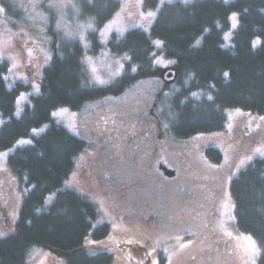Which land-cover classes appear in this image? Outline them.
I'll return each instance as SVG.
<instances>
[{"label":"trees","instance_id":"16d2710c","mask_svg":"<svg viewBox=\"0 0 264 264\" xmlns=\"http://www.w3.org/2000/svg\"><path fill=\"white\" fill-rule=\"evenodd\" d=\"M157 3L143 0V9L154 10ZM0 4L8 15L22 17V10L13 1L0 0ZM74 4L79 18L93 22L97 29L120 8L119 0H75ZM41 10L47 12L44 7ZM231 13L238 15V24L231 45L223 48ZM55 18L52 11L48 12L45 34L51 56L42 71L40 93L30 97L19 117L13 114L15 100L28 86L16 83L8 89L5 75L9 65L0 59V118L4 119L0 152L32 130L48 125L31 144L7 158V170L31 188L21 200L14 232L0 238V264H29L28 255L34 247L54 251L66 264H112L107 251H77L99 213L96 203L86 196L72 189L59 190L85 151L86 142L52 122V111L65 107L81 112L88 104L124 94L139 81L159 77L154 59L161 54L173 62L175 78V87L165 93L167 111L158 117L171 140L184 142L197 134L224 132L228 110L264 116V0L164 4L148 34L131 29L119 41L112 38L111 51L126 54L129 60L122 75L104 86L88 85L83 48L56 30ZM89 36L94 45L92 54H97V31ZM155 40L161 43L159 48L153 45ZM199 92L202 98L194 96ZM157 99L164 101L162 94ZM205 154L216 165L223 158L216 148L206 149ZM228 191L234 227L238 234L255 241L257 264H264V158L254 159L241 170L230 181ZM55 192L46 204L48 195ZM108 233L109 225L102 223L95 227L92 237L102 240ZM72 251L77 252L67 256Z\"/></svg>","mask_w":264,"mask_h":264},{"label":"rangeland","instance_id":"374dc122","mask_svg":"<svg viewBox=\"0 0 264 264\" xmlns=\"http://www.w3.org/2000/svg\"><path fill=\"white\" fill-rule=\"evenodd\" d=\"M11 1L17 4L23 15H8L0 4V9H3L0 11V59L6 60L9 65L5 75L8 89L16 83L28 86V90L21 92L15 100L13 114L19 117L30 102V97L40 93L42 71L50 60L47 48L49 38L45 34L48 12L52 11L56 17V30L67 39L77 40L82 46L88 85L104 86L122 75L124 65L129 60L126 54L111 51L109 44L113 37L119 41L131 29H140L148 34L164 4H190L196 0H158L157 7L149 11L143 9V0H119L118 11L98 29L93 22L79 18L75 0ZM222 1L229 3L232 0ZM229 23V30L223 34V48L231 45L238 24L236 13L230 14ZM94 31L98 36L97 54H92L94 45L89 36ZM160 44L157 40L153 41L157 48ZM172 63L158 54L154 64L160 69L159 77L139 81L124 94L88 104L81 112L65 107L52 111V122L86 142L85 151L77 157L73 172L59 190L72 189L86 196L96 203L99 213L83 247L77 251H107L112 255V264H194L192 259L195 254L201 251L208 257L206 249L209 244L228 238L226 232L233 231L234 235L230 238L232 260L224 257L225 264H257L259 249L255 241L247 235L238 234L234 227L228 189L230 181L241 170L254 159L264 158V116L228 110L224 132L197 134L184 142L171 140L158 117L167 111L164 102L168 97L165 93L175 87ZM167 75L171 77L167 78ZM159 94L164 98L162 103L157 99ZM194 96L202 98L203 93ZM190 98L195 97L190 95ZM3 121L0 118V125ZM47 127L44 125L32 130L27 137L0 152V186L4 189L0 202L5 209L0 217V238L14 232L21 200L31 188L20 183L7 170V158L16 149L31 144ZM114 128L121 131L118 138L105 134L106 130L109 132ZM208 148H216L222 153L223 158L218 165L207 158L205 150ZM161 149L178 152L182 174L197 175L199 178H194V183L185 186L178 183L180 187L168 182L167 187L171 191L166 189L167 193H163V186L161 188L160 183L155 185L157 179L150 173L157 159L156 154ZM210 173L222 181V184L217 183L221 185V198L213 208L219 216L213 221L211 217L205 218L206 223L195 228L189 222L194 217L178 207L184 208L187 200L207 187L204 180H208L206 178ZM137 179L138 210L135 208L136 201H132L130 212L123 213L114 196H118L121 187L129 192V198L134 196ZM56 192L48 195L46 204H50ZM171 192L177 195L172 197L174 202L170 197ZM180 195L187 196L183 203L185 198L180 199ZM129 198L124 199V203ZM102 223L109 225L108 236L95 240L92 232ZM139 234L146 235L147 246L141 243H138V247L132 245L136 241L131 240ZM192 234H195L193 244ZM77 251L68 252L67 256ZM28 263L66 264L54 251L40 247L30 250Z\"/></svg>","mask_w":264,"mask_h":264},{"label":"flooded vegetation","instance_id":"af4514ba","mask_svg":"<svg viewBox=\"0 0 264 264\" xmlns=\"http://www.w3.org/2000/svg\"><path fill=\"white\" fill-rule=\"evenodd\" d=\"M105 134L109 137L112 138H118V136L121 134V131L119 129H112L109 132L106 130ZM157 159L155 160V164L150 170L151 176L155 177L157 179V182H155V185H158L159 183L161 184V188L163 186V193L166 192V189L171 191V188L168 185V182L174 185L175 187H178V183L181 186L187 185V183H194L196 177L199 178L197 175L189 176V175H183L182 174V169L180 165V157L178 152H171L169 150H163L157 152L156 154ZM170 174V176H168ZM213 177V178H212ZM208 180H204L205 185L207 186L206 188L202 189L198 195L193 197L192 199H189L186 201L187 205L185 207H178V209L183 211L184 213H187L191 215L192 219L189 221L191 224L194 225L195 228L202 226L206 222L204 221L205 218H212V221L219 216V214L216 215L214 212V207L216 208L217 202L220 200L219 196V187L217 183L222 184V181H218L217 178L215 177V174L210 173L208 175ZM213 179V180H212ZM213 181V183L211 181ZM197 181V180H196ZM211 186V187H210ZM180 187V186H179ZM122 190L121 192L118 193V196L115 195L114 199L116 200V203L120 209L121 212L123 213H129L130 208L132 207V201L135 202V208L138 210V179L136 181V186H135V195L129 196V192L125 189L124 187H121ZM152 189V187H151ZM4 193V189L1 188L0 186V197ZM167 193V192H166ZM217 193V194H213ZM171 200L174 202L172 197H177L176 193L170 194ZM180 199H183L181 203H183L187 196L185 195H180ZM128 199L127 203H124V199ZM198 203V204H197ZM177 204V203H175ZM130 206V207H129ZM4 206L0 202V217H2L3 212H4ZM195 210V211H194ZM194 211V212H192ZM196 214H200L201 216H196ZM215 214V215H214ZM223 221V220H222ZM202 224V225H201ZM226 234L229 236L228 238H222L219 241H216L214 243L209 244L210 246L206 249L208 252V257L204 256L202 252L200 251L199 253L195 254L192 263L194 264H205V260L208 262V264H225L224 257H227L232 260L231 257V239L233 237V231H228ZM195 234H192L193 240L192 244L194 242V237ZM131 241H136L132 242V245H136L138 247V243L148 245V240L146 235L140 234L134 237L133 240Z\"/></svg>","mask_w":264,"mask_h":264},{"label":"water","instance_id":"95a60500","mask_svg":"<svg viewBox=\"0 0 264 264\" xmlns=\"http://www.w3.org/2000/svg\"><path fill=\"white\" fill-rule=\"evenodd\" d=\"M171 77V75H167V78H170ZM168 176H170V174H168Z\"/></svg>","mask_w":264,"mask_h":264},{"label":"snow or ice","instance_id":"6c2138e0","mask_svg":"<svg viewBox=\"0 0 264 264\" xmlns=\"http://www.w3.org/2000/svg\"><path fill=\"white\" fill-rule=\"evenodd\" d=\"M0 11H3V9H0Z\"/></svg>","mask_w":264,"mask_h":264}]
</instances>
